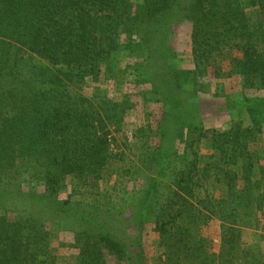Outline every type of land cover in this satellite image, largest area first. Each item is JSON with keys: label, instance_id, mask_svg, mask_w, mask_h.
Wrapping results in <instances>:
<instances>
[{"label": "trees", "instance_id": "trees-1", "mask_svg": "<svg viewBox=\"0 0 264 264\" xmlns=\"http://www.w3.org/2000/svg\"><path fill=\"white\" fill-rule=\"evenodd\" d=\"M184 21L191 70L172 45ZM227 59L229 75L264 89V0H0V264H147L149 227L157 264H264L263 246L240 239L246 221L264 229V154L254 157L240 126L206 129L197 105L207 90L197 69L215 64L220 76ZM112 79L150 83L163 106L136 132L151 145L135 169L123 168L128 144L109 137L131 106L101 88ZM243 98L246 117L264 112V100ZM204 137L216 150L207 157ZM134 175L144 186L131 206L122 192ZM214 218L212 260L201 228ZM61 232L75 253L52 251Z\"/></svg>", "mask_w": 264, "mask_h": 264}, {"label": "rangeland", "instance_id": "rangeland-1", "mask_svg": "<svg viewBox=\"0 0 264 264\" xmlns=\"http://www.w3.org/2000/svg\"><path fill=\"white\" fill-rule=\"evenodd\" d=\"M134 1L136 4L141 2V0ZM247 1L249 2L250 0ZM250 15L252 16L251 19L255 21V13L252 11ZM191 32L192 23L184 21L177 26L172 39V45L178 54L177 62L179 63V66L183 69L190 70L196 69L192 54ZM232 55L241 56V52L233 51ZM122 65L124 66V64ZM221 66L223 67V70H221L222 74L220 76L215 73V64L213 66H202L197 69L199 81L207 83L206 92H199V97L197 99L198 109L199 111L201 110L200 113L202 114L201 120L206 129H218L225 131V133L229 132L233 127L238 128L240 126L241 131H239V133L242 137L245 136V138H249V149L255 153L254 157L256 158L257 154H264V112L251 115L248 118L246 117L247 115L242 114L240 111L242 109L245 112L246 108L252 106L249 102H243V97L250 98V101L255 100L256 104L257 102L260 103L264 100V89L256 88V85H250V82L247 81V78L242 74L234 73L229 75V70L231 69L229 59L223 61ZM101 88L108 92L111 99L115 101L128 99L131 104V106L127 108L124 116L125 118L122 121L121 131H117L116 126H111V134L109 137L111 139L112 137H116L120 146H123L125 142L128 144L130 150L125 146L127 149V159L126 162H124L123 168H133L134 164L135 169V160L137 161L139 156L149 149V146L147 145H151L148 142L146 143L147 145H144L140 140L138 141L136 132L142 126H154L158 124L163 111V106L159 102L150 100L149 94L152 88L150 83H136L133 80H126L119 85L117 81L115 82L112 79L108 81L103 80ZM91 92H93V89L89 86L86 87L85 93ZM248 126H251L253 130H255V133L249 134L244 132L243 128H247ZM261 126L263 127V131L258 132L257 129ZM125 138L126 140H123ZM199 145L200 155L205 157L216 151H213V142L207 137H204ZM112 147L114 148V144ZM180 151L183 152L182 147ZM121 164H123V162H121ZM138 167H140L139 163ZM134 176H136L134 179L130 178L126 183L125 188L127 191L125 190L126 192H122V196L126 201L128 200V203L131 206L136 205L135 202L141 196L142 188L144 186V179L138 175ZM39 189H41L40 191H43L42 187ZM214 189L211 187L210 192L213 191L216 199L226 198L228 196L226 188L223 187L219 190ZM65 196L66 193L63 197ZM261 222L264 224V221ZM149 226L152 225L150 224ZM254 226L256 227V225ZM201 234L211 240V244L205 250V254L209 255L208 257L213 260L216 256L215 254L220 251L222 240L221 222L217 218L212 219L207 225L201 228ZM156 236V233H154L150 227L147 228L144 239L148 255L147 264H157L159 251L153 243ZM240 239L243 244L242 246H249L252 244H256V248L263 246L262 249L264 254V229L262 227L252 228L250 222L246 221L242 227ZM72 242L73 236L71 232H61L53 241L52 251L61 256H68L75 253L76 251L71 247ZM263 258L264 255L261 257V261H264ZM59 264L65 263L62 261Z\"/></svg>", "mask_w": 264, "mask_h": 264}]
</instances>
